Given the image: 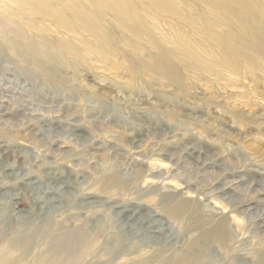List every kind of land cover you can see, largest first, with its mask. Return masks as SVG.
Segmentation results:
<instances>
[{"label":"rangeland","instance_id":"374dc122","mask_svg":"<svg viewBox=\"0 0 264 264\" xmlns=\"http://www.w3.org/2000/svg\"><path fill=\"white\" fill-rule=\"evenodd\" d=\"M103 2H54L112 41L74 67L0 45V264H264V0ZM221 218L226 245L195 238Z\"/></svg>","mask_w":264,"mask_h":264},{"label":"bare ground","instance_id":"6f19581e","mask_svg":"<svg viewBox=\"0 0 264 264\" xmlns=\"http://www.w3.org/2000/svg\"><path fill=\"white\" fill-rule=\"evenodd\" d=\"M74 1L75 0H0V36L2 37L0 45L8 47V44H6V37L13 39L12 37L14 36L16 40L21 42L22 50L17 54L11 48L9 54L15 58L29 61L40 68L45 67L47 64H59V62H64L68 67H74L76 59L78 58L76 57V52L78 53L79 50L78 46L76 47L74 45V42L79 41L78 43L83 46L93 45L87 40L88 38L85 35H89L90 37L93 36L98 46H110L112 41L111 38L108 37L107 29L99 21V23H97L96 18L92 14L93 9L91 6L90 9L86 8L80 11L78 29L67 16H65V11L54 4V2H67L71 5ZM100 3L103 5L105 2L100 0ZM245 6V3L242 2L238 5V9L241 8L244 10L246 9ZM70 8L73 10L72 6H70ZM111 9L114 11V19L116 20H119L121 17H125L126 19L130 17L127 9H124L119 2H115V6ZM38 18L40 19V23L36 22ZM49 24L60 29L59 32H56V36L61 34V39H57V37L52 39L46 36L45 33L47 32V26ZM32 28H39V32H37L39 34L33 33ZM52 42L55 43L53 47L49 46V43ZM229 53H231V51H229L228 54ZM69 56H74L71 57L74 59L73 62L69 59ZM110 179L113 180V177ZM187 209V205L184 206L181 204L180 206L179 204V206L171 209V215L175 218H182L185 212L188 211ZM198 233L199 234L195 236V238L204 237L208 241H218L222 245H226L229 238L225 218L219 219L212 225L210 224V226L206 225L199 228ZM258 252L260 255L264 256V244L258 248ZM149 257L150 255L145 254L139 257L135 264H153V262H159L158 260L160 258L155 259L152 257L150 259ZM161 257L163 258V256ZM164 264H204V261L202 257L192 253L185 255L173 253Z\"/></svg>","mask_w":264,"mask_h":264}]
</instances>
